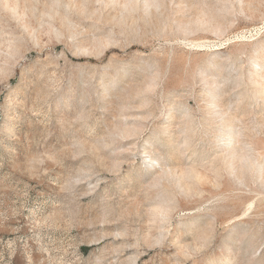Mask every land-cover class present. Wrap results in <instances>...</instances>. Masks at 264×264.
Here are the masks:
<instances>
[{
    "label": "rangeland",
    "instance_id": "rangeland-1",
    "mask_svg": "<svg viewBox=\"0 0 264 264\" xmlns=\"http://www.w3.org/2000/svg\"><path fill=\"white\" fill-rule=\"evenodd\" d=\"M0 264H264V0H0Z\"/></svg>",
    "mask_w": 264,
    "mask_h": 264
}]
</instances>
